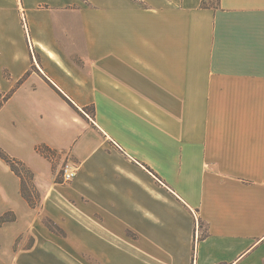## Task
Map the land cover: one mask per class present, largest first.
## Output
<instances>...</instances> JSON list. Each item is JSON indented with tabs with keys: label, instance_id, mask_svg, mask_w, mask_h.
<instances>
[{
	"label": "crops",
	"instance_id": "0c3cea01",
	"mask_svg": "<svg viewBox=\"0 0 264 264\" xmlns=\"http://www.w3.org/2000/svg\"><path fill=\"white\" fill-rule=\"evenodd\" d=\"M202 1L0 0V148L41 200L1 160L0 199L36 241L43 216L96 264H264V0Z\"/></svg>",
	"mask_w": 264,
	"mask_h": 264
},
{
	"label": "rangeland",
	"instance_id": "374dc122",
	"mask_svg": "<svg viewBox=\"0 0 264 264\" xmlns=\"http://www.w3.org/2000/svg\"><path fill=\"white\" fill-rule=\"evenodd\" d=\"M83 111L85 114L90 115L89 108ZM45 154L48 157H52L51 153L45 152ZM63 165L64 163L60 168V180L62 183H64L61 175ZM22 178L26 192L30 195L35 205L39 206L41 194L34 186L33 176L31 177L27 173L22 172ZM10 206L11 203L9 201L0 199V217L3 216L8 220V222L0 225V264H96L88 257H72L67 254L65 237H62L60 233L63 229L58 225L60 230L56 232L57 235L52 233L56 237L53 236L52 239L40 237L36 241L33 233L28 230L33 228L32 230H35L38 236H40V233H37L33 225H29L30 216L23 210L21 204L16 201L13 204L16 213L12 211ZM44 218L39 216V225L42 229L45 227L42 223Z\"/></svg>",
	"mask_w": 264,
	"mask_h": 264
},
{
	"label": "trees",
	"instance_id": "16d2710c",
	"mask_svg": "<svg viewBox=\"0 0 264 264\" xmlns=\"http://www.w3.org/2000/svg\"><path fill=\"white\" fill-rule=\"evenodd\" d=\"M208 4L205 2V0L202 1L201 3V7L202 8H208ZM37 151L45 156L48 157L45 152L50 153V151L46 148V147H39L37 149ZM0 160L6 164L9 168V170L16 176L19 178L20 180V194L22 196V198L28 203V205L32 208H34L36 205L34 203V201L32 200V198L30 197V195L26 192V188L24 185V181L22 178V172L27 173L29 176H33L32 173L24 166V164L14 158H11L8 154H6L1 148H0ZM8 222V220H6L3 216L0 217V225ZM43 225L51 232L56 234V232H58V230H60V228L50 219L48 218H44L43 220ZM61 236L65 237V232L64 231H60ZM57 235V234H56Z\"/></svg>",
	"mask_w": 264,
	"mask_h": 264
},
{
	"label": "built area",
	"instance_id": "2783aa9c",
	"mask_svg": "<svg viewBox=\"0 0 264 264\" xmlns=\"http://www.w3.org/2000/svg\"><path fill=\"white\" fill-rule=\"evenodd\" d=\"M77 170L78 168L75 164H73L72 162H65L61 169L63 182H70L75 177Z\"/></svg>",
	"mask_w": 264,
	"mask_h": 264
}]
</instances>
